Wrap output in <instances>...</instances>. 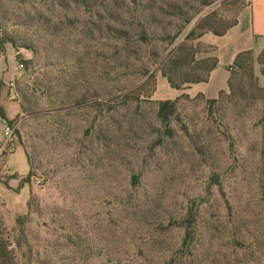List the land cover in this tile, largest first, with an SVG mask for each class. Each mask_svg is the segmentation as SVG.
Masks as SVG:
<instances>
[{
    "label": "rangeland",
    "instance_id": "1",
    "mask_svg": "<svg viewBox=\"0 0 264 264\" xmlns=\"http://www.w3.org/2000/svg\"><path fill=\"white\" fill-rule=\"evenodd\" d=\"M74 2L0 0V36L15 43L0 50V104L18 126L13 149L0 154V264L28 260L23 215L32 264H264V90L236 79L240 95L209 116L199 82L176 91L156 69L174 45L135 43L128 23V10H148L160 32L184 23L160 10H202L175 41L186 44L188 64L180 72L163 65L181 83L206 76L219 40L212 31L187 34L196 26L227 32L248 0ZM261 56L254 71L264 86ZM231 66L222 57L220 70ZM183 94L190 136L176 123L166 134L157 102ZM214 173L223 190L208 192ZM200 196L197 248L173 257L183 235L175 219Z\"/></svg>",
    "mask_w": 264,
    "mask_h": 264
},
{
    "label": "trees",
    "instance_id": "2",
    "mask_svg": "<svg viewBox=\"0 0 264 264\" xmlns=\"http://www.w3.org/2000/svg\"><path fill=\"white\" fill-rule=\"evenodd\" d=\"M73 1V0H72ZM74 3H79L78 0H74ZM199 1L201 6H208L212 4L215 0H197ZM134 4H137V0H133ZM130 13V18L128 20L129 25H132L135 27V37L133 40H135V43L142 44L146 48H150L154 43H161L165 46V48L171 47L169 53L167 56H165L161 61L155 62L157 65V70L160 71L165 77L167 76L168 81L171 85V87L175 89H182V86L184 85L186 81L190 82H206L209 77V73L212 69H214L217 65V58L216 57H210L209 60L212 61L211 65L206 68V76H197L194 77L191 80H183L181 83H177L174 81V79L171 77V75L164 70L163 65L168 61L172 63L174 71L180 72V69L188 64V56L184 54L186 52V44H175V41L181 36L185 29V25L189 24L193 18L200 13H202V10H160L162 14L168 15L170 17L176 18L177 20H180L181 22H184L181 26L176 24L171 30L163 29L160 32H157L152 28L150 17L148 14H146V11L148 10H135L136 12H132V10H128ZM139 11V12H137ZM190 11L191 14H190ZM153 15V14H152ZM207 19H210L211 17L215 19L214 14L208 15ZM237 20L234 22L233 25ZM232 25V26H233ZM231 26V27H232ZM207 31H212L216 35H223L226 30L218 31L211 27H194L186 36V39L192 40V39H198L199 37H202L204 33ZM11 42L13 44L14 41L7 36L3 35L0 36V50L3 51L4 46L6 43ZM177 55L175 58L173 55ZM262 56L264 57V51H262ZM261 56V57H262ZM255 63L256 58L254 57V53L252 50H244L241 51L236 59L234 60L233 65L230 67L231 72L228 79V86L230 89V92H227L226 90H221L219 92V97L217 98H208L203 93H198L197 97H200L205 100L209 112V116H214L215 113V107L217 104L221 103L222 100L225 97H228L229 99L233 100L240 93L237 90V87L235 85V80L239 79L240 81H243L249 83V86H255L258 87L261 90H264V86H259L257 84V77L255 75ZM260 64L264 66V61H260ZM170 70L171 72L173 71ZM237 69V70H235ZM145 73V72H144ZM262 74L264 75V68L262 70ZM151 77L155 76V71H152L149 73ZM4 83L0 81V97H1V91L3 89ZM243 87V85L241 86ZM244 92V90L242 91ZM264 96V95H263ZM182 97L189 96L187 94H183L181 96H178L174 99H166V100H159L157 102V110L156 115L158 119L160 120L161 124L165 128V133L173 135V128L172 124L176 123L180 129L187 135L190 136V129L188 123L185 122L182 112L180 110V101ZM241 97V96H240ZM263 100L264 105V97L261 99ZM264 108V107H263ZM264 112V109H263ZM0 116L2 118L6 119V113L4 107L0 104ZM264 118V114H263ZM264 120V119H263ZM18 133V130L16 131ZM223 134L226 135V137L229 139V145H230V153L235 154L234 151V142L232 139V136L229 131L226 129H223ZM233 160V164H234ZM31 172H29L27 178H30ZM221 176H223L221 173H214L211 175V178L209 180V184L207 186L208 192H210L212 184H218L220 189L223 190L222 184H221ZM137 177L135 176V179ZM203 196H200L199 198H193L189 201V204L187 206V209L184 214L180 216V218L175 219V226L179 227L183 231L182 239L180 246L175 251V254L173 257L177 258H183L188 254H191L194 249L197 248V244L200 241V232H199V208L201 205V201L203 200ZM227 207L230 208L229 200L226 198ZM27 219V216H18L17 217V224L19 225V236L22 238L21 243L25 244V246H28L27 251L25 252L24 256H28V260L24 264H32L33 258L32 255V249L29 245L28 240L25 238V221ZM24 238V239H23ZM1 239V238H0ZM1 250V249H0ZM2 254V252H1ZM173 258L170 261H166V264H173Z\"/></svg>",
    "mask_w": 264,
    "mask_h": 264
},
{
    "label": "crops",
    "instance_id": "3",
    "mask_svg": "<svg viewBox=\"0 0 264 264\" xmlns=\"http://www.w3.org/2000/svg\"><path fill=\"white\" fill-rule=\"evenodd\" d=\"M218 39L215 54L217 65L209 73L206 82L196 83V93H203L208 98H216L221 90L227 88L230 74L229 70L226 73L220 70L222 57L227 59L229 65H233L241 51L252 50L256 55L264 51V0H248L247 7L239 13L235 25L219 35Z\"/></svg>",
    "mask_w": 264,
    "mask_h": 264
},
{
    "label": "built area",
    "instance_id": "4",
    "mask_svg": "<svg viewBox=\"0 0 264 264\" xmlns=\"http://www.w3.org/2000/svg\"><path fill=\"white\" fill-rule=\"evenodd\" d=\"M19 68L20 69L24 68L23 62L19 64ZM12 97H14V95H12ZM0 121L2 122L4 128V138L0 144V154H6L10 152L14 147V144L17 139L16 131L18 126L17 124H14L5 118H2L1 116H0ZM37 182L39 183L40 180H38Z\"/></svg>",
    "mask_w": 264,
    "mask_h": 264
}]
</instances>
